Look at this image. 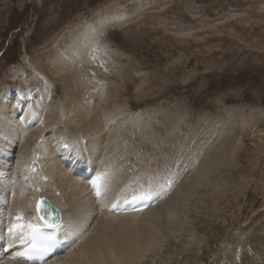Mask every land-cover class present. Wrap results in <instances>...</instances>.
<instances>
[{"label": "rangeland", "instance_id": "374dc122", "mask_svg": "<svg viewBox=\"0 0 264 264\" xmlns=\"http://www.w3.org/2000/svg\"><path fill=\"white\" fill-rule=\"evenodd\" d=\"M117 3L130 21L96 36L91 66L84 62L80 75L90 74L108 93L120 92L119 98L102 102L101 110L108 118L116 107L124 113L115 123L122 122L124 147L116 152L128 173L123 174L141 168L153 173L143 177L144 183L164 182L169 175L177 180L155 209L175 204L177 186L189 183L200 166L223 153L219 150L230 152L187 202L176 203L173 235L160 228L155 247L140 264H264V148L259 141L264 132V0H0V89L34 91L36 114L42 111L28 126L33 137H21L14 146L10 169L21 145L29 148L39 140V128L52 121L68 81L78 103H93L92 85L81 89L71 73L58 82L49 60L56 40L72 34L69 26ZM27 59L41 63L49 84L32 76ZM19 65L28 79L12 77ZM216 122L223 128L219 142L215 136L208 140L209 154L200 158L193 149ZM75 127L70 125V132Z\"/></svg>", "mask_w": 264, "mask_h": 264}, {"label": "bare ground", "instance_id": "6f19581e", "mask_svg": "<svg viewBox=\"0 0 264 264\" xmlns=\"http://www.w3.org/2000/svg\"><path fill=\"white\" fill-rule=\"evenodd\" d=\"M128 21H130L129 14L125 7L121 6L120 3H117V6L111 4L105 11H98L94 19L77 23L76 26H69L67 29L72 33L69 38H63L62 42L56 40V50L54 49L55 53L52 55L54 58L49 60L50 67L53 68L52 74L59 82L71 73L79 82L81 89L92 85L93 91H96L93 93L94 96L93 94L90 96L93 103L89 104V100L82 105L78 103L77 93L75 90L71 92V84L68 81L64 88V91L68 93H66L64 101L52 109V121L47 125L44 123L43 128H39L37 131L40 135L37 139H41L45 135L47 137V134H50L45 140L50 145L45 146L42 143L45 147L41 148L42 145L36 144L37 140L33 144L29 143V148L28 145H21L15 163L16 167L14 166L16 170L13 167L15 173L10 169L14 165V161L10 159V157H14L12 156L14 146L18 140H21V137H33H30L33 131L31 132L28 126L35 124L40 116L37 114H42V111L36 114L37 107L32 103L35 97L32 94L34 91L30 94L21 91L20 95L16 96L14 91L20 89L17 86L0 89V227H3L12 216L18 214H26L29 217L28 223L35 225L37 223L33 219L36 216L35 206L37 201L42 198L48 199L61 210L65 209L72 218V222H68L67 229L63 231V237L67 239L66 245L62 247L60 254L46 264H140L146 257L145 255L155 247L154 242L160 236V228L169 230L170 234L173 235L172 231L175 224L172 218L178 214V210L175 208L176 203L187 202L191 192L209 178L211 169L220 164L222 159H230V152L219 150L223 153L215 154L216 156L210 158L205 164L203 162L204 165L200 166L187 179V181L190 180L189 183L179 184L174 190L177 199L175 204H165L163 207H156L155 209L152 207L147 211L133 215H115L107 211L111 203L120 202L134 194L147 192L157 197L161 190H166V187L170 189L177 181L173 177H169L170 175L169 178L163 175L164 182L149 179L148 183H144L143 177L145 175L150 177L153 173H150L152 170L143 171L141 168L137 173L127 177L126 174L128 173L122 169L123 161L119 158L121 155L116 152L122 146L124 147L123 140L119 135L122 122L118 121L119 123L115 124L119 115L124 113L120 111L119 107H116L111 110L112 118H108L109 114L106 115L105 110H101L102 102L106 103L119 98L120 92L108 93L98 80L97 82L100 83L101 87L96 86L94 77L90 74L86 75V79H82L80 75L82 67L87 66L89 69L91 66L94 55H92V51L97 47L95 46L96 36L105 34L109 28L114 26H123ZM64 40L68 42L66 43ZM27 60L28 62H25L34 72L32 76H36V80L39 79V81L43 79L47 82L46 84H49L51 80L44 74L41 63L37 62L34 65L31 60ZM84 62H87L88 65L82 66ZM90 72L91 69L88 70V73ZM25 76L27 77L25 68L23 65H19L12 77L15 79L22 78L23 81ZM30 88L32 89V87ZM109 94L111 95L108 96ZM38 103L37 105L42 107L43 104L41 105L39 101ZM128 112L130 111L128 110ZM75 124L74 131L70 132V125ZM217 126L218 137L216 138ZM219 126L220 124H214L212 129L210 127L207 129L205 136L202 135L198 147L193 149L196 150L193 151L196 155L199 154V157L204 156V158L208 156L209 153L207 154L206 148L209 150L210 147L211 149L208 140H213L215 136V143L217 144L221 136L220 133L223 132V128L221 129ZM83 130H85L86 135L82 132ZM51 139H53L52 142ZM259 139L264 148V132ZM54 144L55 148H52ZM63 145L74 147V151H62ZM60 151L61 153H59ZM37 155L40 156L38 160ZM127 158L124 157V159ZM89 159H95V161L102 159V161L97 166L92 167L93 163H90ZM79 160L85 161V164L82 163L81 167L77 164V167L71 170L72 164ZM130 162L132 161L130 160ZM85 166L94 168L95 175L102 174L103 168L107 170L108 175H103L100 200H95L89 188V182L83 181L74 173L78 168L83 169ZM24 169L26 170L24 171ZM128 170L130 169L128 168ZM159 170H161L160 167L157 168V172ZM123 171L126 172L125 175ZM161 171L163 172V170ZM13 174L15 178H12ZM45 178L48 179V182H44ZM22 180L27 187L22 186ZM168 183H170L169 187L167 186ZM36 189H40L42 195L38 194ZM13 192L11 202L10 195ZM2 214H4V218L1 216ZM63 215L66 214L63 213ZM7 259V256L3 257L0 264H22L12 263Z\"/></svg>", "mask_w": 264, "mask_h": 264}, {"label": "snow or ice", "instance_id": "6c2138e0", "mask_svg": "<svg viewBox=\"0 0 264 264\" xmlns=\"http://www.w3.org/2000/svg\"><path fill=\"white\" fill-rule=\"evenodd\" d=\"M101 178L98 176L97 180L93 182V185L96 186L97 182ZM36 192L40 195H42L40 189H36ZM35 212L36 216L40 221H43L44 224L52 229H55L58 227V220L55 216L52 215L53 209L48 204L46 200L40 199L37 201L35 206ZM14 219L17 221V223L13 224L8 228V234L9 237L12 239H15L17 236L20 238L21 243L25 242V237L27 236L29 238V242L35 241L37 236L42 235V233L39 231V228L32 224V223H20V221L23 220V217L21 215H17L14 217ZM25 229L28 231L25 232ZM33 249L36 248L35 243H32ZM46 250V249H44ZM21 256H23L26 259H31L32 257L28 253H20Z\"/></svg>", "mask_w": 264, "mask_h": 264}]
</instances>
